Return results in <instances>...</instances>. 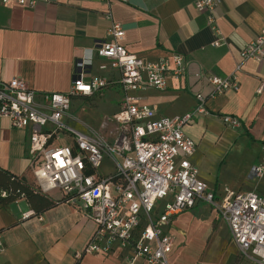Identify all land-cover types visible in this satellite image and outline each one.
<instances>
[{
  "label": "crops",
  "instance_id": "obj_1",
  "mask_svg": "<svg viewBox=\"0 0 264 264\" xmlns=\"http://www.w3.org/2000/svg\"><path fill=\"white\" fill-rule=\"evenodd\" d=\"M218 1L215 19L220 35L207 26L205 15L194 9L193 0H124L108 5L101 0H48L34 9L0 3V82L18 78L36 92L68 93L74 62L107 41L109 22L104 16L109 11L124 31L123 46L130 54L144 62L173 53L184 58L186 71L180 79L168 76L164 91L140 94L139 105L154 109L157 117L192 112L195 95L207 96L212 90L206 78L224 79L236 74L237 90L208 99L205 114L185 125L183 133L196 144L190 161L198 170V179L216 196L220 179L235 159L238 182H226L225 187L235 193L255 192L264 198V177L257 179L250 174L264 145V94H256L264 82V59L260 63L246 61L236 72L241 50L264 27V0ZM100 62L95 59L94 74H101L97 71ZM111 91L118 96L117 107L109 117L119 110L121 101L116 83L102 91V97ZM224 115L237 118L240 128L225 127L221 121ZM67 121L70 128L85 133ZM27 142L26 131L12 129L0 118V169L25 176L29 169ZM30 211L33 209L24 199L0 205V264H74L76 254L82 253L96 228L84 218L81 206H41L37 216L21 220V215ZM188 211L169 225L180 238L184 229L177 223ZM66 235L73 241L83 239L82 246L75 248L74 242H62ZM170 261L176 264L171 256ZM79 264H125V252L84 255Z\"/></svg>",
  "mask_w": 264,
  "mask_h": 264
},
{
  "label": "built area",
  "instance_id": "obj_2",
  "mask_svg": "<svg viewBox=\"0 0 264 264\" xmlns=\"http://www.w3.org/2000/svg\"><path fill=\"white\" fill-rule=\"evenodd\" d=\"M101 1L108 5L124 0ZM43 2L48 0H0L28 9ZM218 3L193 0V7L220 35L215 19ZM104 17L109 22L107 41L74 62L68 93L36 92L18 78L0 82V118L10 128L27 132L29 168L40 191L60 190L65 203L80 204L84 218L96 227L75 261L84 255L121 251L125 264H173V239L167 228L183 212L205 203L226 224L242 264H264V198L255 192L235 193L224 188L216 205L215 191L198 179V170L190 161L196 144L183 133L185 125L205 114L208 99L237 90L236 74L206 78L212 90L207 96L195 95L192 112L157 117L154 109L139 105L140 94L164 91L168 76L180 79L186 71L184 58L173 53L153 62L142 61L123 46L124 31L111 12ZM95 59L102 60L97 65L101 74L92 70ZM263 59L264 27L241 50L236 72L246 61L260 63ZM113 83L121 93L119 110L104 120L99 132L80 133L65 123L73 98H91ZM256 94H264V82ZM221 121L229 129L241 126L232 116L224 115ZM261 151L250 170L257 179L264 177V145ZM106 163L112 170L102 172ZM31 216L32 211L23 213L21 220Z\"/></svg>",
  "mask_w": 264,
  "mask_h": 264
},
{
  "label": "rangeland",
  "instance_id": "obj_3",
  "mask_svg": "<svg viewBox=\"0 0 264 264\" xmlns=\"http://www.w3.org/2000/svg\"><path fill=\"white\" fill-rule=\"evenodd\" d=\"M113 90V89H112ZM118 91V89L114 88ZM103 93L85 99H74L71 102L68 124L76 129L89 133V130L99 132L101 125L105 119L110 118L109 115L117 107L116 98L118 93L111 91L102 97ZM114 98V99H113ZM228 168L225 170L223 177L219 181V195L215 201L219 205L223 195L226 182H238L239 177L235 168L237 166L236 160L232 159ZM104 170L111 171V167L106 163ZM50 197L60 199L62 192L54 190L50 192ZM80 205V204H79ZM15 213L18 212L17 207L12 208ZM23 211V206L19 207ZM198 216V218H197ZM198 223L199 227H195ZM178 228L184 229V236L178 237L172 227L168 228L170 234L175 239L171 259L176 264H242L243 258L238 249L231 243L229 232L226 224L220 219L217 211L212 209L205 203H200L193 211H188L177 223ZM186 232V233H185ZM83 240V239H82ZM82 240L76 239L73 241L66 235L62 240L64 243H75V248H80ZM80 244V245H78ZM143 264V263H138Z\"/></svg>",
  "mask_w": 264,
  "mask_h": 264
},
{
  "label": "trees",
  "instance_id": "obj_4",
  "mask_svg": "<svg viewBox=\"0 0 264 264\" xmlns=\"http://www.w3.org/2000/svg\"><path fill=\"white\" fill-rule=\"evenodd\" d=\"M1 193H5V197L2 198L0 196L1 206L17 203L19 200L24 199L33 209L34 216L38 215L40 212L39 207L41 206L52 207L55 204L65 203L66 201L64 197L53 201L49 194L42 193L33 178L30 168L23 177L12 175L0 169V194ZM142 228L143 225H139L136 233L138 234ZM79 261H75L74 264H79Z\"/></svg>",
  "mask_w": 264,
  "mask_h": 264
}]
</instances>
